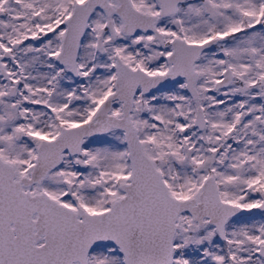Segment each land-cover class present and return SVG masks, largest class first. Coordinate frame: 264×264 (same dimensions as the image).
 <instances>
[{
    "label": "snow or ice",
    "instance_id": "6c2138e0",
    "mask_svg": "<svg viewBox=\"0 0 264 264\" xmlns=\"http://www.w3.org/2000/svg\"><path fill=\"white\" fill-rule=\"evenodd\" d=\"M0 264H264V0H0Z\"/></svg>",
    "mask_w": 264,
    "mask_h": 264
}]
</instances>
